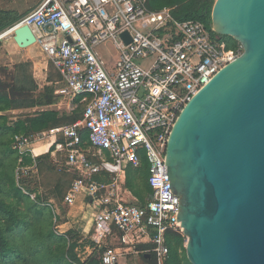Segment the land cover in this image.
I'll return each instance as SVG.
<instances>
[{"label":"built area","instance_id":"obj_1","mask_svg":"<svg viewBox=\"0 0 264 264\" xmlns=\"http://www.w3.org/2000/svg\"><path fill=\"white\" fill-rule=\"evenodd\" d=\"M21 24L30 27L32 44L58 74L54 93L69 108L79 96L83 109L69 124L15 135L12 147L18 162L24 154L32 158L31 163H18L15 177L37 175L36 156L44 147L72 175L62 203L72 206L81 193L93 210L87 236L94 246H104L102 264H118L125 253L139 252L136 245L143 242L151 244L144 251L163 264L168 252L165 230L181 231L175 222L178 195L168 191L164 180L168 135L182 106L241 54V44L226 47L201 20L178 19L170 6L150 9L146 0H43L8 29L13 33ZM124 31L128 42L121 36ZM106 43L115 50L110 61L99 52ZM82 129L97 161L82 145ZM140 149L149 163L151 187L143 204L124 185L125 166L139 164ZM104 170L112 173L109 180L95 177ZM112 235L117 245H106ZM94 246H85V251Z\"/></svg>","mask_w":264,"mask_h":264},{"label":"water","instance_id":"obj_2","mask_svg":"<svg viewBox=\"0 0 264 264\" xmlns=\"http://www.w3.org/2000/svg\"><path fill=\"white\" fill-rule=\"evenodd\" d=\"M210 19L242 52L178 112L165 185L178 195L175 222L191 264H264V0H214ZM13 40L25 47L35 36L21 24Z\"/></svg>","mask_w":264,"mask_h":264},{"label":"trees","instance_id":"obj_3","mask_svg":"<svg viewBox=\"0 0 264 264\" xmlns=\"http://www.w3.org/2000/svg\"><path fill=\"white\" fill-rule=\"evenodd\" d=\"M213 1L146 0V4L150 9L170 6L176 18L201 20L211 31V35H215L216 33L210 29V9ZM27 12L0 7V33L10 28ZM218 37L225 40L226 47L238 44L230 35L218 34ZM55 87V80L51 78H47L46 84L39 88L35 83L29 88L14 81H4L0 77V264H102L101 254L104 246H94V242L88 236L81 235L73 227L62 233L55 231L54 219L57 214L54 212L53 204L47 202L48 199H43L36 191L37 177L25 174L19 178L15 177L18 163L32 162L29 154H24L21 162H18V151L12 147L15 135H29L48 130L69 124L82 116L83 104L78 101L79 96L75 98L77 103L70 111L49 107L60 98V95L54 93ZM18 107L36 109L14 119L10 118L6 112ZM87 135L86 129L80 131L84 147L89 146ZM103 151L107 154L105 150ZM138 153L139 164L125 166L124 185L136 198V202L143 204L151 194L148 182L149 163L143 150L140 149ZM36 159L39 173L43 160L49 159L51 169L67 176L64 188L58 185L54 188V196L62 200L72 175L58 167L50 152L40 154ZM92 159L97 161L96 157ZM95 177L101 180L110 179L103 177L101 172ZM31 193H34V196H31ZM164 240L168 252L163 264H191L185 253V236L180 230L172 228L165 230ZM87 245L94 246L88 253L85 251ZM150 246L149 242L139 243L136 249L146 264H158L155 254L149 250L144 251ZM79 247L83 249L84 256L78 254ZM147 252L149 257L144 255Z\"/></svg>","mask_w":264,"mask_h":264},{"label":"rangeland","instance_id":"obj_4","mask_svg":"<svg viewBox=\"0 0 264 264\" xmlns=\"http://www.w3.org/2000/svg\"><path fill=\"white\" fill-rule=\"evenodd\" d=\"M42 1L43 0H0V7L15 9L19 12L25 10L30 11ZM114 51L115 50L109 43L99 47V52L104 59H107L109 56H114ZM0 77L4 81H14L19 85H24L29 88L35 83L39 88L43 84H46L47 78L57 80L58 74L47 61L46 57L41 53L38 46L33 44L25 47L18 46L13 40V33L5 30L4 35H0ZM53 107L59 110L69 111L67 100L62 99L60 104H53ZM34 109L36 108L18 107L10 109L6 113L9 114L10 118L14 119ZM42 154H45V152ZM90 155L93 158H95V156L97 157L96 152L92 148H90ZM49 163V159H44L40 173L37 171V175L35 176V178L37 177L36 191L40 193L43 199H48L47 202L53 204L55 213L57 214V217L54 219L56 223L54 229L56 232L60 233L70 228V225H61V223L68 220L69 211H73L78 202L72 205V207L66 206L62 203L61 199L59 200L58 197L54 196L55 186L58 185L60 188H64L67 183V176L61 174L59 171L51 169ZM31 196H34V193H31ZM124 197L127 199L131 198L127 194H124ZM71 217L72 215H70V218ZM82 240L84 241V239ZM80 244L82 245L83 243L81 242ZM77 251L78 254L84 256L85 253L81 247H79ZM123 259L125 260L126 256H124ZM140 260L141 259L134 260L128 258L126 264H136V261H138V264H143Z\"/></svg>","mask_w":264,"mask_h":264},{"label":"crops","instance_id":"obj_5","mask_svg":"<svg viewBox=\"0 0 264 264\" xmlns=\"http://www.w3.org/2000/svg\"><path fill=\"white\" fill-rule=\"evenodd\" d=\"M107 60L110 61L109 57L107 58ZM62 99L66 100L64 98H61V96H60L59 100L55 104H58V103L60 104ZM49 107H53V105H49ZM68 109L70 111L72 108L68 107ZM36 147H38V145H36ZM36 147H35V150H37ZM89 148H91V147H89ZM43 152H46L44 147L41 149L40 154H42ZM103 154L106 156V158L110 159L108 154H106L104 151H103ZM51 158L53 159L52 156H51ZM96 159H97V157H96ZM101 174L103 177H106V178H110V176L112 175V173H110L109 171H104ZM124 180H125V174H124ZM86 200H87V198L83 194L80 193L78 195L75 203H74V204H76V202H78V204L75 205V208L73 211H69L68 220L61 223V225L68 224V225H70V227L77 229L81 233V235H83V236H87L90 233V230L92 227V217H93V210L89 206V204H87ZM70 215H72L71 218H70ZM105 243H106V245H111V246L117 245L116 237L112 235V237L107 238L105 240ZM143 243H146V242H143ZM124 256H126L125 260L123 259ZM128 258H132L134 260L141 259L140 262L143 264H146L145 261L142 260V258L140 257L139 253L133 252V251L127 252L124 255L120 256L118 264H126ZM136 264H138V261H136Z\"/></svg>","mask_w":264,"mask_h":264},{"label":"bare ground","instance_id":"obj_6","mask_svg":"<svg viewBox=\"0 0 264 264\" xmlns=\"http://www.w3.org/2000/svg\"><path fill=\"white\" fill-rule=\"evenodd\" d=\"M6 31H7V32H10V29H7ZM1 35H4V32H3Z\"/></svg>","mask_w":264,"mask_h":264}]
</instances>
